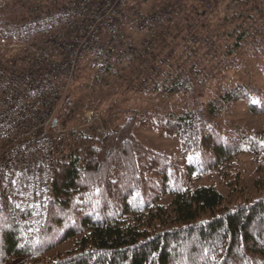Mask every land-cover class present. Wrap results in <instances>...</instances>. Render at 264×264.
Wrapping results in <instances>:
<instances>
[{
    "label": "trees",
    "instance_id": "16d2710c",
    "mask_svg": "<svg viewBox=\"0 0 264 264\" xmlns=\"http://www.w3.org/2000/svg\"><path fill=\"white\" fill-rule=\"evenodd\" d=\"M31 2L22 0L25 17H0V38L11 44V55L12 26L28 19ZM241 2L251 3L264 20V1ZM249 23L252 31L244 24L235 30L228 56L247 42L255 53L264 52V21ZM185 63L177 59L142 70L153 90L188 93L201 71L198 63L189 70ZM83 65L92 67L89 61ZM240 101L251 113L264 114V90L240 82L179 114L134 111L106 135L114 146L109 155L83 130L72 132L75 142L56 167L53 197L35 205L17 186H2L0 264H264V191L248 195L234 166L242 153L259 155L264 164V131L251 135L241 124L224 125L220 118ZM69 108H79L70 96L59 114ZM142 125L178 136L181 158L143 143L136 135ZM212 172L225 180L228 195L194 182ZM255 184L261 190L264 183ZM70 240L69 249L42 258Z\"/></svg>",
    "mask_w": 264,
    "mask_h": 264
},
{
    "label": "built area",
    "instance_id": "2783aa9c",
    "mask_svg": "<svg viewBox=\"0 0 264 264\" xmlns=\"http://www.w3.org/2000/svg\"><path fill=\"white\" fill-rule=\"evenodd\" d=\"M143 2L29 3L28 19L12 26V55L0 58V190L5 184L17 186L22 198L35 205L53 197L55 170L68 155L74 131L83 130L107 155L113 151L105 139L108 128L86 112L69 108L59 113L64 93L86 61L107 76L122 60L151 52L156 25L177 23L180 0L152 12ZM82 117L85 124L77 121Z\"/></svg>",
    "mask_w": 264,
    "mask_h": 264
},
{
    "label": "rangeland",
    "instance_id": "374dc122",
    "mask_svg": "<svg viewBox=\"0 0 264 264\" xmlns=\"http://www.w3.org/2000/svg\"><path fill=\"white\" fill-rule=\"evenodd\" d=\"M175 1L144 0L143 8L147 12L163 10ZM179 4L180 15L175 25L166 23L154 27L156 37L149 56L122 60L108 76H101L93 67L82 65L80 72L64 93V101L68 96L72 97L74 103L79 106L75 108L78 113L86 112L91 119L111 132L116 125L125 123L134 111L157 110L160 113L179 114L207 104L210 99L219 96L226 86L235 82L264 90V52L255 53L247 42L231 56L227 55L229 46L234 42L236 29L241 28L242 24L251 29L249 22L254 18L257 23L264 21L258 18L251 3L243 4L241 0H180ZM26 14L27 9L25 11L22 0H0V17L13 21L25 17ZM244 19L246 23H242ZM181 28L182 33L178 34ZM138 38L142 39V34ZM10 48L11 44L0 38V58L11 55ZM167 57L170 59L169 65L166 63ZM147 58L148 63L141 62ZM234 58L236 62H233ZM177 59H186L184 68L187 70L198 63L201 71L198 85L188 93L172 94L162 88L153 90L154 82L145 79L143 68H147V64L163 68L175 63ZM220 118L224 125L241 124L251 135L264 131V114L251 113L247 104L242 101L236 103ZM85 120L87 119L83 117L77 119L81 124H85ZM77 121L72 120L71 123ZM136 135L146 145L174 159L181 158L182 149L178 136L143 125L136 131ZM234 163L248 195L256 197L260 191H264V184L261 190L259 185L255 184L256 180L264 183V164L261 165V156L242 153L236 157ZM194 182L198 185H215L224 195L230 192L218 172L206 174ZM72 242L73 240L64 242L42 258L55 256L69 249L73 245Z\"/></svg>",
    "mask_w": 264,
    "mask_h": 264
},
{
    "label": "water",
    "instance_id": "95a60500",
    "mask_svg": "<svg viewBox=\"0 0 264 264\" xmlns=\"http://www.w3.org/2000/svg\"><path fill=\"white\" fill-rule=\"evenodd\" d=\"M57 122H58V121H57V120H55V121L53 122V124H54V125H56V124H57Z\"/></svg>",
    "mask_w": 264,
    "mask_h": 264
},
{
    "label": "snow or ice",
    "instance_id": "6c2138e0",
    "mask_svg": "<svg viewBox=\"0 0 264 264\" xmlns=\"http://www.w3.org/2000/svg\"><path fill=\"white\" fill-rule=\"evenodd\" d=\"M253 103H256V101H253Z\"/></svg>",
    "mask_w": 264,
    "mask_h": 264
}]
</instances>
